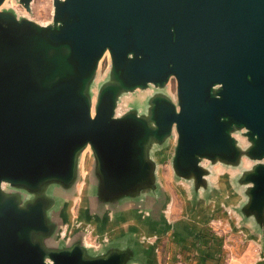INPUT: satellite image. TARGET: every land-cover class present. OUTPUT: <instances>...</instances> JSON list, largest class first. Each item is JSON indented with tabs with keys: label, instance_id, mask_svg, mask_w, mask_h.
Returning a JSON list of instances; mask_svg holds the SVG:
<instances>
[{
	"label": "water",
	"instance_id": "water-1",
	"mask_svg": "<svg viewBox=\"0 0 264 264\" xmlns=\"http://www.w3.org/2000/svg\"><path fill=\"white\" fill-rule=\"evenodd\" d=\"M5 1L0 264L139 261L131 244L88 245L86 229L63 235L61 192L77 184L90 148L96 216L89 217L99 224L101 211L131 200L142 212V201L159 197L154 150L173 136V172L194 191L209 188L210 165L253 161L237 179L246 195L241 213L264 236V0H54L47 24L2 9ZM18 1L31 10L33 0ZM107 53L109 78L94 103ZM172 78L176 100L158 91L145 112L117 114L123 94L161 90Z\"/></svg>",
	"mask_w": 264,
	"mask_h": 264
},
{
	"label": "rangeland",
	"instance_id": "rangeland-1",
	"mask_svg": "<svg viewBox=\"0 0 264 264\" xmlns=\"http://www.w3.org/2000/svg\"><path fill=\"white\" fill-rule=\"evenodd\" d=\"M1 8L47 24L53 19L54 0H33L30 11L18 0H6ZM110 69L107 53L92 85L94 103L100 86L109 78ZM158 91L176 100V79L172 78L161 90L151 85L123 94L117 114L130 109L145 112L149 98ZM237 136L245 145L242 133L238 132ZM175 144L176 136H173L153 153L158 162V201L149 198L142 201V212L138 211L139 203L133 200L129 201L132 208L129 212L113 207L101 209L103 221L99 224L89 217L96 216L91 201L95 178L91 149L87 148L81 157L77 184L71 191L61 192L57 207L62 217L61 233L74 238L86 229L94 246H99L101 236L108 244H131L138 249L139 261L130 264H264V236L253 219L242 215L246 195L244 186L237 182L253 161L244 158L239 167L210 165L209 188L194 191L190 181L177 178L173 172L171 159Z\"/></svg>",
	"mask_w": 264,
	"mask_h": 264
},
{
	"label": "crops",
	"instance_id": "crops-1",
	"mask_svg": "<svg viewBox=\"0 0 264 264\" xmlns=\"http://www.w3.org/2000/svg\"><path fill=\"white\" fill-rule=\"evenodd\" d=\"M130 205H131V203H125V204H122L121 206H119V207H117V208H120L119 211H121V212H124V211L129 212L128 210H129V209H132V208H129ZM122 214H123V213H122ZM99 217H101V216H99ZM121 217H122V218H125L124 215L121 216ZM95 222H97V221H95ZM123 222H124V220H123ZM102 237H103V236H101V238H100L99 245L101 244V242H102L103 240H105V239H103ZM85 241H86V243H87L88 245H93V244L90 243L89 240H88V234L85 236Z\"/></svg>",
	"mask_w": 264,
	"mask_h": 264
},
{
	"label": "bare ground",
	"instance_id": "bare-ground-1",
	"mask_svg": "<svg viewBox=\"0 0 264 264\" xmlns=\"http://www.w3.org/2000/svg\"><path fill=\"white\" fill-rule=\"evenodd\" d=\"M247 164V163H246Z\"/></svg>",
	"mask_w": 264,
	"mask_h": 264
}]
</instances>
